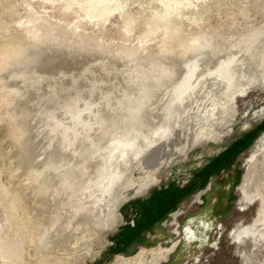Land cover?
I'll return each instance as SVG.
<instances>
[{
    "label": "rangeland",
    "instance_id": "rangeland-1",
    "mask_svg": "<svg viewBox=\"0 0 264 264\" xmlns=\"http://www.w3.org/2000/svg\"><path fill=\"white\" fill-rule=\"evenodd\" d=\"M263 111L264 0H0V264H264Z\"/></svg>",
    "mask_w": 264,
    "mask_h": 264
},
{
    "label": "bare ground",
    "instance_id": "bare-ground-1",
    "mask_svg": "<svg viewBox=\"0 0 264 264\" xmlns=\"http://www.w3.org/2000/svg\"><path fill=\"white\" fill-rule=\"evenodd\" d=\"M261 114H264V111L263 112H261ZM197 227V226H196ZM200 227V226H199ZM189 229V228H188ZM184 236H185V238L187 239V240H189V241H191L192 242V240L194 239V237H195V235H194V233L193 232H190L189 230H187V228H186V231H185V233H184Z\"/></svg>",
    "mask_w": 264,
    "mask_h": 264
},
{
    "label": "flooded vegetation",
    "instance_id": "flooded-vegetation-1",
    "mask_svg": "<svg viewBox=\"0 0 264 264\" xmlns=\"http://www.w3.org/2000/svg\"><path fill=\"white\" fill-rule=\"evenodd\" d=\"M191 222H192V221H191ZM192 224H193V222H192ZM190 225H191L190 222L188 223V225L186 224V228H189V231H190V232H193V230L190 229ZM200 227H201V226H200ZM186 228H185V230H186ZM185 230H184V233H185ZM184 233H183V234H184ZM193 233H194V232H193Z\"/></svg>",
    "mask_w": 264,
    "mask_h": 264
}]
</instances>
